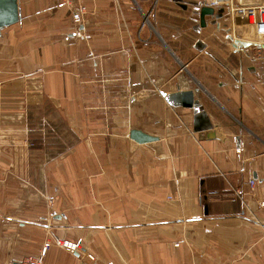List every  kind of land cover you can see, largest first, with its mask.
<instances>
[{"label": "crops", "instance_id": "1", "mask_svg": "<svg viewBox=\"0 0 264 264\" xmlns=\"http://www.w3.org/2000/svg\"><path fill=\"white\" fill-rule=\"evenodd\" d=\"M201 2L80 0L78 25L62 0H17L0 30V264L45 242L43 264H264V49L201 26Z\"/></svg>", "mask_w": 264, "mask_h": 264}, {"label": "built area", "instance_id": "2", "mask_svg": "<svg viewBox=\"0 0 264 264\" xmlns=\"http://www.w3.org/2000/svg\"><path fill=\"white\" fill-rule=\"evenodd\" d=\"M63 4L71 11L72 21L78 25L84 21L87 8L80 0H62ZM135 3L138 0H133ZM76 2V4H75ZM202 8L212 9V13L205 16L208 17L207 23L214 27V32L223 31V38L233 47L239 49L241 45L248 44L258 46L264 44V0H202L197 8L198 12ZM220 15L219 14V11ZM236 32L238 37H236ZM77 36H81V31L76 32ZM252 36L255 40L250 41L248 36ZM238 150V149H237ZM253 182H250L252 185ZM264 205V202L261 203ZM59 247L65 248L69 252L76 251L77 242L56 239L54 241ZM50 246L49 242H45L39 255L28 258L22 264H43V258L46 249ZM91 260L93 255L87 254ZM105 264H116L110 260Z\"/></svg>", "mask_w": 264, "mask_h": 264}, {"label": "water", "instance_id": "3", "mask_svg": "<svg viewBox=\"0 0 264 264\" xmlns=\"http://www.w3.org/2000/svg\"><path fill=\"white\" fill-rule=\"evenodd\" d=\"M221 10L219 11L218 16L220 15ZM212 13L210 8H202L200 11V24L205 26V15ZM19 19L18 5L17 0H0V30L8 25H11L17 22ZM259 47L264 49V44L259 45ZM180 103L183 107L189 108L194 104V93L192 90L180 91ZM129 138L134 140L137 143L143 144L152 142L158 139L157 136L145 133L140 129H130ZM198 138L208 139V138H222V135L219 133L218 129L201 131L198 133Z\"/></svg>", "mask_w": 264, "mask_h": 264}, {"label": "rangeland", "instance_id": "4", "mask_svg": "<svg viewBox=\"0 0 264 264\" xmlns=\"http://www.w3.org/2000/svg\"><path fill=\"white\" fill-rule=\"evenodd\" d=\"M144 18H145V17H144ZM147 19H148V18H145V21H147ZM210 30H213V31H214V27H211ZM216 33H217V32H216ZM236 37H238V33H237V32H236ZM247 39L250 40V41L255 40V39H254L252 36H250V35L247 37ZM122 134H123V133H122ZM127 136H128V135H127ZM130 157H131V155H129V158H130ZM129 160H130V159H129Z\"/></svg>", "mask_w": 264, "mask_h": 264}]
</instances>
